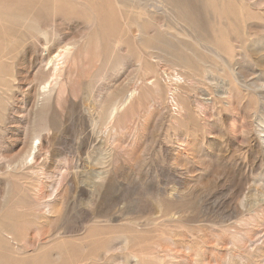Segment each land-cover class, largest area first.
I'll list each match as a JSON object with an SVG mask.
<instances>
[{"label": "rangeland", "instance_id": "obj_1", "mask_svg": "<svg viewBox=\"0 0 264 264\" xmlns=\"http://www.w3.org/2000/svg\"><path fill=\"white\" fill-rule=\"evenodd\" d=\"M0 264H264V0H0Z\"/></svg>", "mask_w": 264, "mask_h": 264}, {"label": "bare ground", "instance_id": "obj_2", "mask_svg": "<svg viewBox=\"0 0 264 264\" xmlns=\"http://www.w3.org/2000/svg\"><path fill=\"white\" fill-rule=\"evenodd\" d=\"M44 49V54L47 56H45L46 58H48V65H50V64H52V63H54V60H55V58H54V56H53V53L52 52H50L48 49H47V47H45V48H43ZM65 52L64 53H67L65 56H64V60H65V62L67 61V55L69 54V52H70V47L68 46L67 48H65ZM63 53V54H64ZM62 53H60V55H61ZM43 63V62H42ZM49 68V67H48ZM48 68H46V69H48ZM49 69H51V67L49 68ZM55 72V71H54ZM49 76H50V74H49V72L47 73V75H46V77L44 78V80H43V83L45 84V83H48V78H49ZM42 83V82H41ZM46 85V84H45ZM44 87H46V86H44ZM35 91L36 92H38L39 94H40V92H39V90H37V88H35ZM39 139H41L40 137H39ZM40 143H41V141H40ZM40 145L41 144H39V145H31V144H24V147H23V149L25 150V154H26V156H29V155H33V157H34V155L36 154V152L37 151H39V147H40ZM23 151V150H22ZM67 179V176H66V174L65 175H63V178L61 179V181H63V180H66ZM59 185H61L60 183H59Z\"/></svg>", "mask_w": 264, "mask_h": 264}]
</instances>
